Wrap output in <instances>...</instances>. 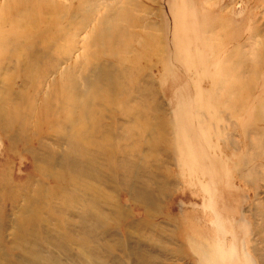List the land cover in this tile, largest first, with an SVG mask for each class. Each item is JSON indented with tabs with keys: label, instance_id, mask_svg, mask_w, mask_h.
Returning <instances> with one entry per match:
<instances>
[{
	"label": "rangeland",
	"instance_id": "obj_1",
	"mask_svg": "<svg viewBox=\"0 0 264 264\" xmlns=\"http://www.w3.org/2000/svg\"><path fill=\"white\" fill-rule=\"evenodd\" d=\"M0 264H264V0H0Z\"/></svg>",
	"mask_w": 264,
	"mask_h": 264
},
{
	"label": "bare ground",
	"instance_id": "obj_2",
	"mask_svg": "<svg viewBox=\"0 0 264 264\" xmlns=\"http://www.w3.org/2000/svg\"><path fill=\"white\" fill-rule=\"evenodd\" d=\"M102 73H103V71H102ZM98 170V169H97ZM102 185V184H101ZM141 225V224H140ZM139 227V226H138ZM57 259V258H56Z\"/></svg>",
	"mask_w": 264,
	"mask_h": 264
}]
</instances>
